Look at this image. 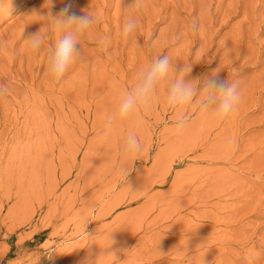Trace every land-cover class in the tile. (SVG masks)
Here are the masks:
<instances>
[{
    "label": "rangeland",
    "instance_id": "rangeland-1",
    "mask_svg": "<svg viewBox=\"0 0 264 264\" xmlns=\"http://www.w3.org/2000/svg\"><path fill=\"white\" fill-rule=\"evenodd\" d=\"M171 1L0 0V264H264V0L228 13L229 0H194L189 19L183 0L162 9ZM69 2L95 19L54 83L45 65L61 33L45 14ZM29 33L42 37L35 51ZM164 55L171 70L150 106L121 119V94ZM214 74L239 82L230 117L202 112L199 96L169 107L178 78ZM131 131L143 150L125 161ZM109 246L118 260L103 256Z\"/></svg>",
    "mask_w": 264,
    "mask_h": 264
},
{
    "label": "clouds",
    "instance_id": "clouds-1",
    "mask_svg": "<svg viewBox=\"0 0 264 264\" xmlns=\"http://www.w3.org/2000/svg\"><path fill=\"white\" fill-rule=\"evenodd\" d=\"M45 15L53 21L54 30L61 33L47 60L50 82L59 83L65 77L70 65L80 56L77 37L92 25L95 18L88 14L77 15L76 12L72 11L71 2L66 3L59 12L53 14L49 11ZM135 27L136 20L129 19L122 26V34L128 36L134 31ZM190 29L194 34L198 33L200 24L193 22ZM25 40L30 48L35 50L40 47L42 37H39L36 33H29ZM170 70L171 61L169 56L164 55L152 61L142 71L141 78L134 89L121 94L118 104V116L121 119L128 120L136 116L141 106H150L156 85L169 74ZM184 71L190 72L191 66L185 68ZM5 95H7V89L4 86H0V97ZM197 96H199L200 110L202 112L213 111L217 117L221 118L220 122H223L224 119L230 117L237 110L241 100L239 82L238 80H233L228 83L222 80L218 74L205 76L199 83L178 78L171 85L168 92V105L174 110L179 109L181 106L189 104ZM187 124L186 114L178 112L177 120L175 121L177 132H182ZM111 126L112 119L110 118L106 121V127ZM142 150L143 146L136 133L133 131L129 132L121 149L124 160L127 161L129 157L138 155ZM119 171L124 178L130 172L126 166H121ZM109 240L111 246L114 243L111 236ZM110 246L105 248L103 256H112L118 260L119 258L115 252L106 251ZM53 253L54 250L49 253V257Z\"/></svg>",
    "mask_w": 264,
    "mask_h": 264
},
{
    "label": "bare ground",
    "instance_id": "bare-ground-1",
    "mask_svg": "<svg viewBox=\"0 0 264 264\" xmlns=\"http://www.w3.org/2000/svg\"><path fill=\"white\" fill-rule=\"evenodd\" d=\"M18 1H19V0H18ZM156 1H157V0H156ZM164 1H165V0H164ZM199 1H200V0H199ZM202 1H203V0H202ZM206 1H207V0H206ZM150 2H151V1H150ZM150 2H147V3H148V6H149V3H150ZM154 2H155V1H154ZM180 2H181V1H180ZM180 2H177V0H174V1H171V3L169 2L168 4L161 5V7H162V9H166V7L169 6V7L173 8V9L175 10V11H173V12L176 13V12H179L180 9L183 8V6H182V4H181ZM193 2H194V0H183V2H182L183 5L185 6V9H186V7H187V10H189L188 13H187V12L185 13V16H186L187 18H188L189 16H191V15H189V13L191 12L192 7L195 5V4H193ZM159 3H160V2H159ZM164 3H165V2H164ZM166 3H167V1H166ZM200 3H201V2H200ZM151 4H152V3H151ZM188 4H189L190 7L187 6ZM201 4L203 5V3H201ZM222 4H223V3L219 2V3H218V6H219V5L221 6ZM238 4H240L239 1L229 0V1L227 2L226 6L223 8V10H224V11H227L226 13H228V11H230V10L233 12L234 10H232V9H237ZM150 6H151V5H150ZM209 6H210V4H209ZM151 7H152V6H151ZM151 7H150V8H151ZM181 7H182V8H181ZM200 7H201V6H200ZM154 8H155V7H154ZM171 8H170V9H171ZM215 8H216V7H215ZM215 8H214V9H215ZM160 9H161V8H160ZM162 9H161V10H162ZM140 10H141V9H140ZM187 10H186V11H187ZM193 10H194V9H193ZM195 10H196V9H195ZM157 11H158V9H157ZM164 11H165V10H164ZM170 11H171V10H170ZM199 11L202 12V13L200 12L201 15L199 16V17L201 18L202 15H204L205 13H204V11H202V10H199ZM242 11H243V10H242ZM150 12H152L151 9H150ZM173 12H171V13H173ZM193 12H194V11H193ZM222 12H223V11H222ZM155 13H156V12H155ZM155 13H154L155 16H152V18H153V17L155 18V17L157 16V15H156L157 13H156V14H155ZM180 13H181V12H180ZM203 13H204V14H203ZM242 13H243V12H242ZM164 14H165V13H164ZM143 15H144V14H143ZM151 15H152V14H151ZM158 15H159V14H158ZM160 15H161V14H160ZM173 15H174V13H173ZM233 15H234V14H233ZM211 16H212V15H211ZM143 17H144V16H143ZM160 17H161V16H160ZM244 17H245V16H243V18H244ZM141 18H142V17H141ZM156 18H157V17H156ZM156 18H155V19H156ZM166 19H167V18H166ZM171 19H172V18H171ZM188 19H189V18H188ZM151 20H152V19H151ZM170 21H172V23L174 22L173 20H170ZM111 23H112V22H111ZM152 24H153V23H152ZM170 25H171V24H170ZM200 26H201V25H200ZM167 28H168V27H167ZM167 30H168V29H167ZM166 32H167V31H166ZM105 33H106V32H105ZM149 33H150V30H149ZM168 33H170V34H169L170 37H171V36H172V37L175 36V33H174L173 31L168 32ZM236 33H237V32H236ZM146 34H147V32H146ZM159 34H160V32H159ZM165 34H166V33H165ZM103 35H104V33H103ZM105 35H106V34H105ZM147 35H148V34H147ZM165 36H168V35H165ZM172 37H171V38H172ZM230 38H231V37H230ZM236 39H237V38H236ZM14 40H15V39H14ZM14 40H13V41H14ZM173 40H175L174 37H173ZM11 42H12V41H11ZM102 42H103V41H102ZM11 44H12V43H11ZM104 44H105V43H104ZM108 44H110V43H108ZM102 45H103V44H102ZM108 46H109V45H108ZM209 46H210V45H209ZM3 47L6 48L5 45H3L2 48H3ZM8 47H9V46H8ZM10 48H11V46H10ZM10 48H9V49H10ZM12 49H14V48H12ZM12 49H10V50H12ZM23 49H24V48H23ZM28 49H29V48H28ZM101 50H102V49H101ZM204 50H205V48H204ZM34 51H35V50H34ZM11 52H12V51H11ZM14 52H15V51H14ZM204 52H205V51H204ZM20 53H21V52H20ZM27 54H28V53H27ZM33 54H34V53H33ZM22 55H23V53H22ZM22 55H21V56H22ZM35 56H36V55H35ZM35 56H34V58H35ZM236 56H238V55H236ZM23 57L26 58V56H23ZM28 57H29V56H28ZM28 57H27V59H29ZM31 58H32V57H31ZM23 59H24V58H23ZM26 61H27V60H26ZM21 62H23V60H21ZM30 62H31V61H30ZM30 62H29V63H30ZM45 64H46V62H45ZM73 64H74V62H73ZM27 65H28V64H27ZM41 65H42V64H41ZM70 66H71V65H70ZM40 67H41V66H40ZM45 67H47V66L45 65ZM220 68H221V67H220ZM9 69H10V68H9ZM21 69H22V66H21ZM44 70H46V69H44ZM17 71H18V70H17ZM43 72H44V71H43ZM46 72H47V71H45V73H46ZM220 72H221V71H220ZM22 73H23V72H22ZM28 73H29V72H28ZM27 75H28V74H27ZM29 75H30V74H29ZM46 75H48V74H46ZM221 75H222V73H221ZM30 77H31V76H30ZM30 77L28 78V80L30 79ZM33 77H34V75H33ZM42 77H44V74H43ZM42 77L40 76L41 79H42ZM45 77H46V76H45ZM47 77H48V76H47ZM47 77H46V78H47ZM49 78H50V77H49ZM34 79H35V78H34ZM49 80H51V79H49ZM39 81L41 82V84H43V83L45 84V82L42 83L41 80H39ZM43 81H44V80H43ZM47 81H48V80H47ZM47 81H46V82H47ZM30 83H32V82H30ZM33 83H34V82H33ZM39 84H40V83H39ZM48 84L50 85L49 82H48ZM45 86H46V85H44V87H45ZM44 87L42 86V89H43ZM46 89H47V88H46ZM43 91H44V89H43ZM46 91H47V90H46ZM44 92H45V91H44ZM46 93H47V92H46ZM44 95H45V94H44ZM28 121H29V120H28Z\"/></svg>",
    "mask_w": 264,
    "mask_h": 264
}]
</instances>
